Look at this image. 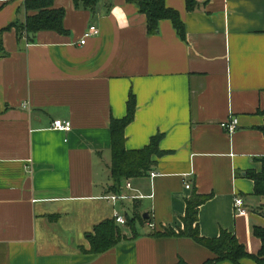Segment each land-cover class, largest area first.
<instances>
[{
	"label": "crops",
	"instance_id": "obj_1",
	"mask_svg": "<svg viewBox=\"0 0 264 264\" xmlns=\"http://www.w3.org/2000/svg\"><path fill=\"white\" fill-rule=\"evenodd\" d=\"M196 1L189 10L165 0L185 38L170 19L151 35L128 0H101L95 11L55 0L68 32L27 38L9 27L32 14L25 0H0V264H205L215 253L193 238L152 234L184 229L194 193L211 195L199 208L202 236L227 231L260 251L253 230L264 227V200L248 172H261L264 157V0ZM94 25L100 33L82 44ZM131 93L126 148L160 134L163 153L143 176L116 182L110 124L126 117ZM234 117L230 133L222 124ZM58 119L72 130L55 129ZM121 194L130 197L110 198ZM117 213L135 217L134 229L115 219L127 239L90 252L87 234Z\"/></svg>",
	"mask_w": 264,
	"mask_h": 264
},
{
	"label": "trees",
	"instance_id": "obj_2",
	"mask_svg": "<svg viewBox=\"0 0 264 264\" xmlns=\"http://www.w3.org/2000/svg\"><path fill=\"white\" fill-rule=\"evenodd\" d=\"M55 0H25V8L31 15H27L25 21H18L11 24L9 27H16L20 35L24 34L27 38H31L30 34H36L40 31L53 30L60 34L67 33L64 26V18L66 10L64 8L57 9L54 7ZM75 7L78 9L94 10L97 8L101 0H73ZM134 3L140 11L147 16L148 32L151 35L158 33L160 29V21L167 19L174 23V26L180 37L185 38V23L181 21L179 12L171 7H167L165 0H128ZM198 2L196 0H187L189 10H195ZM112 7V2L108 3L107 8ZM1 35V34H0ZM1 41V40H0ZM1 47V42H0ZM127 115L122 119L113 118L110 124L112 133L113 157L111 165V175L116 182L132 177H140L149 172L155 164L152 159L154 155H161L163 152L160 149L159 141L161 135L152 138L149 145L138 150H129L125 145V132L127 125L135 118V110L137 99L133 93L128 98ZM264 130V127H263ZM262 161L261 172L249 170L248 176L254 180L255 194L264 200V157ZM211 195H200L194 193L187 200V212L183 217L184 229L173 231L166 228L164 231L153 232L154 236H181L193 238L200 245L209 248L215 253L214 258L207 259L205 264L212 262H221V260H229L234 264H242L241 259L253 258L257 264H264V227H254L255 235L261 240V249L257 254H249L246 247L236 237V235L222 231L220 237L209 238L204 237L200 233L198 225L199 208ZM142 222L148 221L143 217L138 216ZM135 217L127 219V225L134 229ZM90 249L89 251L100 255L107 252L127 239L126 235L121 232L117 221L107 219L99 223L93 232L87 234ZM177 264H185L183 261Z\"/></svg>",
	"mask_w": 264,
	"mask_h": 264
},
{
	"label": "built area",
	"instance_id": "obj_3",
	"mask_svg": "<svg viewBox=\"0 0 264 264\" xmlns=\"http://www.w3.org/2000/svg\"><path fill=\"white\" fill-rule=\"evenodd\" d=\"M99 33H100V29H99L98 26H96V25L91 26L84 33V35L82 36L81 43L82 44H86L88 38L94 37V36L98 35ZM238 123H239V118L238 117H234V118H232V120H230L228 122H224L222 125L224 127H226L230 133H232V132H235L236 129L238 128ZM53 127L55 129H57V130L66 132V131H71L72 130L73 124H72V121L69 120V119H66V120L58 119V120L54 121ZM151 174H152V176H156L157 175L154 172H152ZM190 186H191L190 183L186 184V188L187 189H189ZM126 187L127 188L131 187V183L128 182ZM129 197L130 196H126L124 194H121V195H113L110 198H112L114 200V199H117V198L126 199V198H129ZM235 202H236V206L240 207L242 212H246V208H244L245 201H243L241 198H236ZM115 219L119 223H122V224H125L127 222V220L124 218V216H122V215H120L118 213L115 215Z\"/></svg>",
	"mask_w": 264,
	"mask_h": 264
},
{
	"label": "rangeland",
	"instance_id": "obj_4",
	"mask_svg": "<svg viewBox=\"0 0 264 264\" xmlns=\"http://www.w3.org/2000/svg\"><path fill=\"white\" fill-rule=\"evenodd\" d=\"M128 205H130V210H129V215L132 216L133 215V210H134V207L129 203ZM141 224L139 223L138 224V228H141ZM139 230V229H138Z\"/></svg>",
	"mask_w": 264,
	"mask_h": 264
},
{
	"label": "water",
	"instance_id": "obj_5",
	"mask_svg": "<svg viewBox=\"0 0 264 264\" xmlns=\"http://www.w3.org/2000/svg\"><path fill=\"white\" fill-rule=\"evenodd\" d=\"M30 37L33 38V34H30ZM148 213L144 214V217H147Z\"/></svg>",
	"mask_w": 264,
	"mask_h": 264
}]
</instances>
